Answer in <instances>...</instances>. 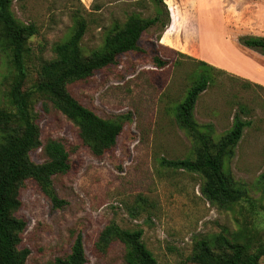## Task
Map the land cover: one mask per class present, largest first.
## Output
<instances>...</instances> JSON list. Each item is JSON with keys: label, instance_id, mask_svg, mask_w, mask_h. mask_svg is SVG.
<instances>
[{"label": "rangeland", "instance_id": "374dc122", "mask_svg": "<svg viewBox=\"0 0 264 264\" xmlns=\"http://www.w3.org/2000/svg\"><path fill=\"white\" fill-rule=\"evenodd\" d=\"M10 12L16 21L32 24L35 33L21 43L0 23V108L8 110V91L20 74L23 89L32 90L42 66L66 62L67 54L57 47L69 38L78 16L86 21L80 41L84 56L102 51L105 36L128 16L158 18L142 33L141 51L120 54L115 64L67 86L101 117H129L112 150L93 155L78 127L53 102L42 95L33 101L43 146L60 141L70 169L52 178L60 204L34 179L19 189L21 203L14 216L25 222L19 243L29 251L25 264H56L70 253L78 235L85 264H126L127 246L113 233L116 227L140 231L159 264H198L187 260L195 241L219 233L247 242L251 249L264 242V78L254 82L223 68L255 73L226 46V39L238 43L244 35L264 36L263 0H13ZM198 40L204 56L223 66L210 62L218 71L204 70L176 53L193 57L190 48ZM243 48L264 65L263 53ZM157 55L167 64L157 66ZM203 72L212 81L193 110L200 130L217 142L235 115L248 122L224 161L241 193L227 206L203 194L200 174L163 163L195 156V141L178 126L175 113ZM4 130L0 128V141ZM30 158L43 162L42 148L31 151Z\"/></svg>", "mask_w": 264, "mask_h": 264}, {"label": "trees", "instance_id": "16d2710c", "mask_svg": "<svg viewBox=\"0 0 264 264\" xmlns=\"http://www.w3.org/2000/svg\"><path fill=\"white\" fill-rule=\"evenodd\" d=\"M13 0H0V23L10 35L21 43L35 33L32 24L16 21L10 7ZM161 3L163 0H157ZM157 17L143 19L130 15L122 26H117L105 36L102 51L84 56L80 41L86 30V21L78 16L69 38L57 47L67 54L61 66L44 65L32 90L23 89L24 77L19 75L8 91L9 110L0 108V128L4 134L0 141V264H25L29 251L20 248V234L25 222L14 216L20 205L19 189L27 179H34L44 194L60 204L51 186L56 174H64L70 169L69 154L65 146L57 140L43 146L40 129L32 112V103L37 96L49 99L57 109L78 127V135L84 145L97 157L112 150L128 116L120 115L105 118L81 103L68 90L69 83L86 80L96 71L116 63L118 55L129 51H141L139 44L142 33L157 21ZM169 17L163 22L165 27ZM239 45L264 54V36L244 35ZM178 55L194 60L204 70L218 71L209 63L176 51ZM154 63L163 67L167 62L155 56ZM211 78L202 73L186 92L184 99L177 104L175 120L195 141L194 158L163 160L164 164L200 174L205 182L203 194L221 206L234 204L240 198V189L234 186L231 177L224 170V161L239 142L248 122L234 116L231 129L217 142L210 133L200 130L193 118L195 103ZM212 81V80H211ZM42 148L45 159L33 162L30 152ZM127 246L126 264H159L153 253L141 241L140 231H129L116 227L113 232ZM109 234L108 231L104 232ZM247 242L232 241L222 233L195 241L187 260L198 264H259L264 256V242L251 249ZM81 236L78 235L65 258L56 264H85Z\"/></svg>", "mask_w": 264, "mask_h": 264}, {"label": "crops", "instance_id": "0c3cea01", "mask_svg": "<svg viewBox=\"0 0 264 264\" xmlns=\"http://www.w3.org/2000/svg\"><path fill=\"white\" fill-rule=\"evenodd\" d=\"M199 42H200V40H198L196 42L197 45H193L192 47L190 46L191 47L190 48L191 49L190 54L193 55L194 58L196 57V59L203 60L209 64L211 62L213 65L223 67V66H220L217 63L209 60L208 58H206V56H204V50H201ZM226 46L229 49H232L237 55H239V57L245 62V64H247L251 68H253L255 70V73L248 75V74L239 72L237 70L230 69L228 67H223L224 69L232 72L233 74L240 75V77L247 78L250 81H254V82H259V81H261L262 78H264V65L258 63L257 61H255L254 59L249 57V55H247L245 53V51L243 50L244 49L243 46H240L238 43L235 42V40H232L230 38L226 39ZM261 83H264V82H261Z\"/></svg>", "mask_w": 264, "mask_h": 264}]
</instances>
